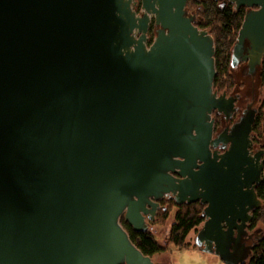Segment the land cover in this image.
Wrapping results in <instances>:
<instances>
[{"label": "water", "instance_id": "95a60500", "mask_svg": "<svg viewBox=\"0 0 264 264\" xmlns=\"http://www.w3.org/2000/svg\"><path fill=\"white\" fill-rule=\"evenodd\" d=\"M138 1L0 0V264H164L120 220L149 231L169 197L204 206L194 246L224 264L260 240L258 110L214 136L236 98L213 88L212 35L187 0ZM226 1L247 8L230 66L251 70L264 0Z\"/></svg>", "mask_w": 264, "mask_h": 264}, {"label": "trees", "instance_id": "16d2710c", "mask_svg": "<svg viewBox=\"0 0 264 264\" xmlns=\"http://www.w3.org/2000/svg\"><path fill=\"white\" fill-rule=\"evenodd\" d=\"M135 9L137 12L140 10L139 1ZM186 10L190 14L195 15V24L199 28L206 29L214 39L216 67V76L213 82L214 90L218 92L224 89L231 91L234 82L232 76H230V54L247 8L241 7L236 10L234 5L226 0H187ZM155 32L156 27L151 23L148 32L150 42ZM261 81L264 84V62L261 67ZM262 110H264V100L258 107L255 123L253 124L252 139L255 145L264 148V142H261L264 137V116H262ZM256 193L264 201V167L263 181L256 188ZM160 204L162 207H165V210L161 209L158 211L156 222L166 219L169 213L175 209L168 240L176 246H187L186 237L189 232L196 230L204 221V217L202 216L204 206L199 202L176 205L171 197L162 199ZM120 221L131 241L144 255L153 257L168 249L167 246L158 242L150 230L135 232L123 218ZM259 224L264 226V206L253 212V217L248 224V231H255L257 229L259 231ZM260 237L245 264H264V229Z\"/></svg>", "mask_w": 264, "mask_h": 264}, {"label": "rangeland", "instance_id": "374dc122", "mask_svg": "<svg viewBox=\"0 0 264 264\" xmlns=\"http://www.w3.org/2000/svg\"><path fill=\"white\" fill-rule=\"evenodd\" d=\"M140 12V10L138 11ZM232 76L234 77V82L237 84L240 78L235 79L238 77V69L231 70ZM234 83V84H235ZM237 86V85H236ZM236 88V87H235ZM241 93L245 96L255 97V106L259 107L262 101L264 100V84L261 81H254L252 79H246L245 85H240ZM258 100V101H257ZM262 116H264V110H262ZM264 136V135H263ZM264 142V137L261 141ZM259 147L258 145H256ZM175 209H173L168 217L163 220H159L158 222L151 223L152 227L150 231L154 234L155 238L158 242L162 245L167 246V250L165 252L156 254L152 257L154 261L163 260L167 264H224L222 260L215 256L214 254H206L204 252H200L196 248H191L194 245V237L197 233L196 230H191L186 237V245L187 246H176L173 243H170L168 240L169 229L174 219ZM259 231L258 229L255 231H249V234H256L257 236L262 233L264 226L259 224Z\"/></svg>", "mask_w": 264, "mask_h": 264}, {"label": "flooded vegetation", "instance_id": "af4514ba", "mask_svg": "<svg viewBox=\"0 0 264 264\" xmlns=\"http://www.w3.org/2000/svg\"><path fill=\"white\" fill-rule=\"evenodd\" d=\"M138 5V4H137ZM264 62V59L261 60L260 64H257L253 69L250 70L249 68V64H248V60L246 61H240L234 68L231 67V70L233 69H238L239 73H238V77H235V79L240 78L239 82L236 84L234 82V77L232 76V73H230V76H232L233 78V82L235 83L233 88L231 89V91H228L226 89L222 90L221 92H218V94L220 93H226V96H231L233 98H236L235 101V107H236V111L233 113L228 112L227 114H223V113H217V112H213V118H214V136L219 135L221 132H223L224 130H229V127L239 119L240 115L242 114V112L244 110H252L253 108H256L258 110V107L255 106V97L251 96L249 98V96H245L241 93V89L240 85H245L246 83V79H252V82L258 80L261 82V67L262 64ZM230 70V72H231ZM237 85V86H236ZM236 87V88H235ZM258 101V100H257ZM253 133V130H252ZM253 138V136H251V139ZM253 140V139H252ZM228 147V143L225 145V148ZM217 150H219L220 152L224 151V148H222V145L220 144L217 148ZM259 149H263L262 147H257L253 141V145L251 147V150L253 152L259 150ZM214 151V149H212ZM264 156V155H263ZM260 236L258 235H254L252 238H244L243 242L246 245H250L253 242H255V238H259ZM159 262H162L164 264H167L166 262H164L163 260H159Z\"/></svg>", "mask_w": 264, "mask_h": 264}, {"label": "crops", "instance_id": "0c3cea01", "mask_svg": "<svg viewBox=\"0 0 264 264\" xmlns=\"http://www.w3.org/2000/svg\"><path fill=\"white\" fill-rule=\"evenodd\" d=\"M191 248H196L197 250H199L200 252H203V251H201L200 249H198L196 246H191ZM204 253H206V252H204ZM206 254H208V253H206ZM210 254V253H209ZM216 256V255H215ZM218 257V256H217Z\"/></svg>", "mask_w": 264, "mask_h": 264}]
</instances>
